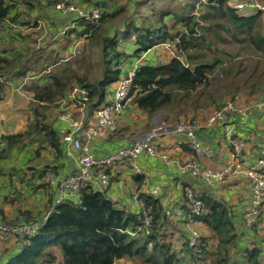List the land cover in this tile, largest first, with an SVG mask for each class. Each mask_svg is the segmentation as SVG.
Segmentation results:
<instances>
[{"label":"trees","instance_id":"1","mask_svg":"<svg viewBox=\"0 0 264 264\" xmlns=\"http://www.w3.org/2000/svg\"><path fill=\"white\" fill-rule=\"evenodd\" d=\"M63 1L0 0V27L18 23L26 29L35 28L37 18L24 19V16L42 10L43 3L45 7H54ZM79 1L88 8L84 12L100 10V18L88 20L74 16L62 36L65 35L71 47H76L75 51L68 60L47 57L46 66L40 70L42 77L28 86L33 95L29 105L32 118L23 132L1 138L0 161L8 159L15 150L37 143L31 159L22 165L21 175L13 165L7 168L10 169L7 173L0 166V177H5L8 184L13 176L19 177L20 190L31 194L44 190L50 207L48 215L38 220L30 211L20 210L18 205L24 200L20 198L21 192L6 191L3 200L17 204L18 216L5 224L39 225L4 264H115L119 260L133 264H264V248L259 243L253 241L240 249L242 233L238 232L229 208L193 189L194 198L201 202L200 212L190 213L185 188H182V205L177 207L183 210L184 225L190 224L195 229L200 224L209 232L208 236L198 232L197 248L190 246L189 237L179 246L172 242L168 229L171 225L160 200L141 189L134 190L130 197L137 195L151 208L148 229L142 225L140 210L116 205L107 198V191L99 193L84 184L78 192L80 204L65 200L54 205L56 191L42 184L48 172L56 179L64 176L63 161L67 155L55 123L60 113L59 102L74 86L87 91L89 101L85 109L94 113L93 120L99 108L111 102L117 83L130 71L133 77L129 101L123 110L134 108L147 120L163 112L169 116L170 124L196 122L195 117L201 111L210 114L226 103L236 105L239 99L247 104L264 101V33L261 31L264 13L238 10L229 0ZM258 1L264 4V0ZM99 2L106 5L97 6ZM20 8L28 12L22 14ZM158 49L169 54L166 61L145 60L144 56ZM11 66L0 57V90L6 81L2 72ZM213 74L221 78L207 77ZM232 115L242 119L238 114ZM147 128L148 123L144 125ZM121 132L116 127L107 138L122 136ZM177 139L191 154L189 161L180 163L196 159L186 141ZM42 151H50L51 162L41 159ZM118 166L129 167L136 183L141 185L142 175L135 172L131 162L104 168L110 184L109 172ZM11 194L16 196L10 197ZM261 215L257 223H262Z\"/></svg>","mask_w":264,"mask_h":264},{"label":"crops","instance_id":"2","mask_svg":"<svg viewBox=\"0 0 264 264\" xmlns=\"http://www.w3.org/2000/svg\"><path fill=\"white\" fill-rule=\"evenodd\" d=\"M20 1V0H18ZM44 2V0H40ZM80 2V1H79ZM238 0H229L230 5H234ZM80 4H82L80 2ZM83 5V4H82ZM42 10L32 11L29 15L24 16V19L37 18L42 24H36L35 28L26 29L23 26L16 24H5L4 28L0 27V57L11 63L12 66L2 72L4 79L3 88L0 90V142L2 136L23 132L27 123L32 118L29 108L32 101V91L28 89L31 82L38 81L43 73L40 72L47 64V57L58 56L70 59V54L75 51L76 47L65 39V29L74 20V14L62 16L58 14L54 7H45L43 3ZM88 8L85 7V10ZM19 11V10H18ZM22 14L27 13V9L20 8ZM32 21V20H31ZM29 26H32L31 24ZM65 46L67 47L65 49ZM162 50L158 49L157 51ZM164 61L167 60L168 53L162 50ZM146 61L160 62V57L154 55V52H149L144 56ZM109 95L108 99H111ZM256 103V102H255ZM251 104L245 103L243 99L236 102V106L241 108L250 106ZM125 106V105H124ZM125 109V108H124ZM77 118H84L87 122L93 121V114L90 109L83 112H73ZM92 113V114H91ZM209 112L201 111L196 117L195 121L204 126L205 120ZM58 119V118H57ZM116 127L121 130L122 136L101 138L94 140L89 145V154L94 158L106 156L115 152L123 146H128L131 142L141 137L143 134L162 123H172L166 113L159 112L147 120L146 116L134 108L129 110H122L120 116L115 120ZM148 123L147 130L144 125ZM230 123H232L238 131V134L245 141V148L242 153V158L239 162L246 167L252 165L258 158L260 152L264 149V111L252 109L247 112V117L239 119L235 115L230 116ZM57 133L62 129L67 128L64 121L57 120L55 123ZM197 138L202 146L212 150V158L201 159L200 164L203 167L214 169L216 171L222 170L232 163L231 149L225 143L221 129L217 127H202L197 133ZM180 140L166 136L157 141L158 150L166 154L170 159L176 161H189L191 154L187 148L181 146ZM3 145L0 143V148ZM37 148V143L32 146L23 148L22 150H15L11 153L8 159L0 161V166L4 172H10L11 165L15 166L16 172L21 175V168L28 158L31 159L33 151ZM18 153V154H17ZM75 154V153H74ZM75 158L69 156L64 158L63 164V178L76 173L78 170L77 155ZM41 159L47 163L52 161V154L50 151H42ZM136 163L140 169L138 174L142 175L143 182L140 186L135 181L134 172L129 167H114L110 170L111 184L107 190V198L110 199L118 206L132 210L136 209L131 201L130 193L134 190L141 189L144 194H148L154 188L159 190L156 196L160 200L163 209L178 208L182 205V188H190L195 190L196 193L205 194L213 197L219 203L224 204L231 211V217L237 226L238 232L242 233L240 237L239 246L247 247L251 242L259 243V246L264 248V238H257L264 233V227L261 229L260 234H253L247 231L242 221V211L247 204H249V185L248 180L243 175L228 176L223 178L218 183L208 184L200 179L192 177L190 174H181L174 164L166 165L162 160L157 157L140 155ZM0 167V169H2ZM7 168H10L9 170ZM18 170V171H17ZM12 174V173H11ZM53 179L56 181L54 174ZM13 178V179H12ZM11 182L5 177H0V224H5L8 221L16 219L18 216L17 204L12 205L3 200V196L7 195V190H16L21 192V197L24 200L18 205L20 210L30 211L34 218L40 220L44 219L50 207H48V193L34 192L28 193L25 190H20L19 177H12ZM17 178L16 180H14ZM59 180V179H58ZM43 182V183H42ZM46 188H52L57 193L56 184L45 183L42 181ZM16 195L11 194L10 197ZM248 199V201H247ZM48 210V211H47ZM264 226V210L261 216ZM169 226L170 238L176 246H179L185 238L189 237V230L181 220L167 219ZM9 223V222H8ZM7 223V224H8ZM11 225V224H10ZM194 227L198 228L200 235L208 236L209 232L202 228L200 224ZM250 233L253 241L249 243L248 240L244 241V234ZM212 243V242H211ZM243 244L245 246H243ZM19 238L17 236L11 237L8 241H0V264H4L11 259L15 252L18 250ZM126 261L119 260L115 264H124Z\"/></svg>","mask_w":264,"mask_h":264},{"label":"built area","instance_id":"3","mask_svg":"<svg viewBox=\"0 0 264 264\" xmlns=\"http://www.w3.org/2000/svg\"><path fill=\"white\" fill-rule=\"evenodd\" d=\"M234 8L264 13V4L258 0H242L234 4ZM54 9L62 15L74 14L88 20L99 19L101 15V11L98 9H92L88 13L82 11L76 6L74 0L59 2L54 5ZM38 24H42V22L38 20ZM132 77L133 71H130L126 78L117 83L111 102L99 108L93 121L87 122L82 117L77 118L73 113L76 111L81 113L85 110L87 102L89 101L86 90L74 86L68 92L66 98L59 102L60 113L57 118L67 124V128L60 131L61 141L67 156L75 158L74 155H77L78 170L76 173L59 180L57 179L56 181L53 179L52 173H46L43 181L45 183H55L57 187V197L54 205L65 200H72L76 205L80 204L78 192L84 184L91 185L99 193H105L110 186L108 178L104 173L105 167L113 164L131 162L135 172L139 173L140 169L136 160L140 155L145 154L151 157L158 156L164 164H174L181 174L188 173L192 177L208 184L218 183L228 175H243L246 177L249 185V204L242 211V221L245 227L258 231L259 227L256 224V220L262 212L264 201V150L261 151L259 157L252 165L247 167L242 165L239 160L242 158L245 142L238 134L237 128L230 123V116L232 114H238L244 119L247 117L249 110L257 109L264 111V101L241 108L233 103H226L220 109L213 110L207 116L204 126L221 129L224 141L232 148V163L222 170L216 171L214 169L204 168L200 164V159H210L213 152L211 149L202 146L197 138V133L204 127L199 122L159 124L141 137L134 139L130 145L122 147L109 155L94 158L89 154V145L94 140L105 138L115 130L116 114H120L124 109V105L129 101L128 94L131 89ZM207 77L213 79L217 77V74L208 75ZM218 78H221V75ZM166 136L183 138L190 150L194 153L196 159L182 164L180 161L170 159L164 153H159L157 150V141ZM149 194L156 197L159 194V190L154 188ZM185 195L191 205L190 213L194 215L198 214L201 210V202L194 198L190 188H185ZM131 201L142 214L143 227L148 229L152 221L151 208L146 207L135 194L132 195ZM164 215L169 220H181L183 210L180 208H167L164 210ZM38 225V223H17L8 226L2 223L0 224V241L5 242L11 237L17 236L19 238L18 249H20L35 232ZM185 226L190 228L191 225L186 223ZM189 234L190 246L197 248L199 246L197 230L191 228Z\"/></svg>","mask_w":264,"mask_h":264},{"label":"rangeland","instance_id":"4","mask_svg":"<svg viewBox=\"0 0 264 264\" xmlns=\"http://www.w3.org/2000/svg\"><path fill=\"white\" fill-rule=\"evenodd\" d=\"M74 3L76 4V6H78L82 11L83 10H85L84 8L86 7V6H84V5H82V4H80V2H79V0H74ZM263 4V3H262ZM261 21H262V29H261V31L264 33V16H262L261 17ZM154 55H156L157 57H160L159 58V60H161V59H163V57H161L163 54H162V50H159V51H155L154 52ZM166 58H164L162 61H164ZM219 76V74H217V77ZM18 154V153H17ZM247 201H248V199H247ZM245 208V207H244ZM263 210H264V201H263V205H262V212H263ZM262 214V213H261ZM262 216V215H261ZM256 224H257V226L259 227V230L257 231V230H254L253 228H247V227H245L246 228V230L247 231H250V232H252L253 234H260L262 231H261V229L264 227L263 226V220H262V223H257V220H256ZM6 225H8V224H6ZM8 226H12V225H8ZM196 230H197V232H199V230H198V228H195ZM249 235H250V233H246L245 232V234H244V236H245V239H244V241L246 242V240H248V242L250 243L251 242V240L253 241V238H256L255 236L254 237H250L249 238ZM257 238H264V233L261 235V236H257ZM176 241H177V243H179L178 241V239H175ZM175 241V242H176ZM174 242V243H175ZM212 243H214L215 244V241H212ZM252 243V242H251ZM243 246H245L244 244H243ZM245 248V247H244ZM124 264H133V263H131V262H125Z\"/></svg>","mask_w":264,"mask_h":264},{"label":"water","instance_id":"5","mask_svg":"<svg viewBox=\"0 0 264 264\" xmlns=\"http://www.w3.org/2000/svg\"><path fill=\"white\" fill-rule=\"evenodd\" d=\"M100 4H102V5H106V2H99V3L97 4V6H99Z\"/></svg>","mask_w":264,"mask_h":264}]
</instances>
